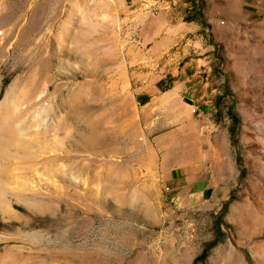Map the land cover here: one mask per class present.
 <instances>
[{
  "label": "rangeland",
  "instance_id": "obj_1",
  "mask_svg": "<svg viewBox=\"0 0 264 264\" xmlns=\"http://www.w3.org/2000/svg\"><path fill=\"white\" fill-rule=\"evenodd\" d=\"M179 1L160 51L123 0H0V264H264V0ZM201 152L212 198L165 175Z\"/></svg>",
  "mask_w": 264,
  "mask_h": 264
},
{
  "label": "crops",
  "instance_id": "obj_2",
  "mask_svg": "<svg viewBox=\"0 0 264 264\" xmlns=\"http://www.w3.org/2000/svg\"><path fill=\"white\" fill-rule=\"evenodd\" d=\"M123 3L131 8L137 19L147 21L142 25V38L143 42L152 43L153 49L155 45L160 51L166 49L170 44L181 42L189 31L198 28L193 22L186 21L184 14L187 4L179 0H123ZM143 3L152 4L156 11L143 12ZM210 163L211 156L208 153H192L172 171L167 170L165 175L171 179L181 177L183 188L189 191V196L212 198L216 191Z\"/></svg>",
  "mask_w": 264,
  "mask_h": 264
},
{
  "label": "built area",
  "instance_id": "obj_3",
  "mask_svg": "<svg viewBox=\"0 0 264 264\" xmlns=\"http://www.w3.org/2000/svg\"><path fill=\"white\" fill-rule=\"evenodd\" d=\"M142 11L143 12H152L154 13L156 10L154 9V6L150 3H143L142 4Z\"/></svg>",
  "mask_w": 264,
  "mask_h": 264
},
{
  "label": "water",
  "instance_id": "obj_4",
  "mask_svg": "<svg viewBox=\"0 0 264 264\" xmlns=\"http://www.w3.org/2000/svg\"><path fill=\"white\" fill-rule=\"evenodd\" d=\"M185 101H186V103L191 104L190 100L186 99Z\"/></svg>",
  "mask_w": 264,
  "mask_h": 264
},
{
  "label": "trees",
  "instance_id": "obj_5",
  "mask_svg": "<svg viewBox=\"0 0 264 264\" xmlns=\"http://www.w3.org/2000/svg\"><path fill=\"white\" fill-rule=\"evenodd\" d=\"M204 255V252L202 253V256Z\"/></svg>",
  "mask_w": 264,
  "mask_h": 264
}]
</instances>
